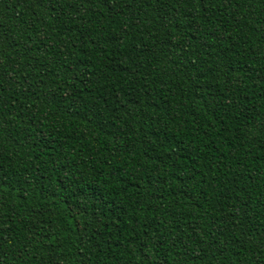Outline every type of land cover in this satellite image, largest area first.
Listing matches in <instances>:
<instances>
[{"label":"trees","instance_id":"1","mask_svg":"<svg viewBox=\"0 0 264 264\" xmlns=\"http://www.w3.org/2000/svg\"><path fill=\"white\" fill-rule=\"evenodd\" d=\"M0 264H264V0H0Z\"/></svg>","mask_w":264,"mask_h":264}]
</instances>
